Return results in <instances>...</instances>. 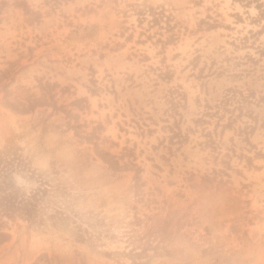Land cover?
Masks as SVG:
<instances>
[{"label": "rangeland", "instance_id": "374dc122", "mask_svg": "<svg viewBox=\"0 0 264 264\" xmlns=\"http://www.w3.org/2000/svg\"><path fill=\"white\" fill-rule=\"evenodd\" d=\"M1 179L0 264H264V0H0Z\"/></svg>", "mask_w": 264, "mask_h": 264}, {"label": "trees", "instance_id": "16d2710c", "mask_svg": "<svg viewBox=\"0 0 264 264\" xmlns=\"http://www.w3.org/2000/svg\"><path fill=\"white\" fill-rule=\"evenodd\" d=\"M45 183L44 181H41ZM40 182V187L43 186ZM9 183L0 180V214L7 217H15L20 215L25 220L32 223L38 216V192H44L46 189L37 187L34 191L28 193H19L18 189L7 190ZM58 213H61L58 211ZM57 215V214H55ZM66 216V215H65Z\"/></svg>", "mask_w": 264, "mask_h": 264}]
</instances>
